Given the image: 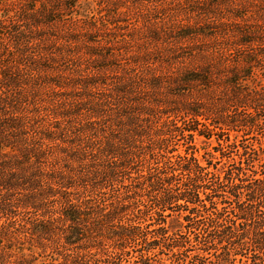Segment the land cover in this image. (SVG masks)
Returning <instances> with one entry per match:
<instances>
[{"label":"trees","instance_id":"1","mask_svg":"<svg viewBox=\"0 0 264 264\" xmlns=\"http://www.w3.org/2000/svg\"><path fill=\"white\" fill-rule=\"evenodd\" d=\"M175 2L177 19L166 12ZM0 9V264H116L132 241L143 247L135 264H148L150 252L185 248L175 237L184 224L206 239L217 230L220 247L225 199L234 251L206 242L200 254L260 263L244 247L264 255V219L242 202L260 192L243 197L240 184L264 173L255 178L247 162L261 157L239 143L264 123V0ZM176 211L184 223L168 220ZM238 220L253 224L237 235Z\"/></svg>","mask_w":264,"mask_h":264},{"label":"rangeland","instance_id":"2","mask_svg":"<svg viewBox=\"0 0 264 264\" xmlns=\"http://www.w3.org/2000/svg\"><path fill=\"white\" fill-rule=\"evenodd\" d=\"M4 2V0H0V3ZM177 4H175V6H170L169 9L166 12H169V14L172 15L173 19H177L179 17H181L182 15H184L183 11L185 10L182 6L179 5L180 2H175ZM181 4V3H180ZM1 11V9H0ZM181 15V16H179ZM261 67L264 70V59L261 63ZM262 83H263V87H264V77H262ZM242 114L244 115V112H242ZM259 115L261 117L264 118V109H261V112L259 113ZM262 133L264 134V123L263 125L259 124L258 128L255 131V134H251V132L247 135H245L242 139V141H240L239 145L243 146L247 149V151L249 153H251V156H255L257 154H259V156L261 157L260 160H258L257 158L251 159L250 161L247 162V164H249L248 168H251L252 170H254L256 172V177H259L260 173H264V161L262 160L263 155L262 152L260 150H258V138L259 136H262ZM257 134V135H256ZM234 138V135H231V139ZM180 143H182L181 141H176L175 139H172V141L170 142V151H172L173 154H177L178 152L182 151V147L180 146ZM264 144V142H263ZM208 145H206L205 147H207ZM201 150V149H200ZM234 150L231 151H226V155L229 157H234L236 158L237 156L235 155V153H233ZM202 152V150H201ZM232 163H227L224 166H228L231 165ZM229 167V166H228ZM259 184H261L259 186ZM259 186V187H258ZM240 189L242 191L243 197L247 194V191H258L260 192L257 195V199H255V202L252 203L248 200H243V205L246 207L248 205H252V204H256V206L259 208V213H258V217H261L260 219H264V183L263 182H259V181H255V180H250L249 181H243L240 184ZM261 192H263L261 194ZM224 195H226L225 193H223ZM223 195V196H224ZM227 201L226 204V208L224 211V216H225V220L223 221V229H224V242L223 245H221L220 247L217 246L216 244H214L213 242V236L215 234L218 233L217 230L214 229H210V236L207 239L205 238L206 236L201 234L200 231H194V229L192 228L193 225H190L188 227L184 226L180 227L178 225V235L175 237L180 238V242H182L184 245V249L179 250L178 253H174L172 252V250H169V246L168 247H163L161 249H159L156 253L155 252H150L148 255V258L146 260V262H148V264H216L214 257L211 256V254L207 253L206 256H202L200 253H202V249L205 248L204 247V243L206 242H210L212 245L207 244L206 246H210L212 248H216L217 250H224V252L228 253L231 252L233 253L234 251V246H232L231 243V238L229 235H227V230L233 227V222L231 220V215L232 213H234V205L233 202H230L229 200L225 199ZM263 207V208H262ZM150 212H152L151 208H148L147 213L149 214ZM166 213H169L166 212ZM207 217V216H206ZM169 221H181L184 223V221L181 218V215L179 212H175L173 213L172 217H168ZM259 221V220H257ZM202 222L205 224L206 223V219L203 218ZM240 226L237 227V230L235 231L236 234L238 235L241 232L246 231L245 229H248L247 225L252 226L253 221L250 223L248 222V224H244L241 223L240 220L237 221ZM202 223V224H203ZM203 224V225H204ZM226 232V233H225ZM262 234H264V230L261 231ZM194 234H196V238L200 241L199 242H193V240L191 241V238L194 236ZM263 237V236H262ZM264 239V237H263ZM206 240V241H205ZM174 241V240H173ZM239 241V240H238ZM237 242V245L240 244L239 242ZM241 242V241H240ZM170 243H172L170 241ZM140 242L137 241H132L128 244V251L130 253V255H122L119 258H116V260L114 261V263L116 264H135L136 262L134 261H138L135 257L139 256V254L142 252L143 247L140 246ZM246 246L244 247V250L247 253H252V255H256V258L260 259V263L258 264H264V255H258V254H253L255 252V243H253L252 241H247L245 242ZM264 246V244H262ZM257 246V245H256ZM222 247V248H221ZM209 248V247H206ZM213 250V249H212ZM242 250V249H241ZM132 259L131 262H128V259ZM101 264H108L106 262H102ZM234 264H241L239 262H235Z\"/></svg>","mask_w":264,"mask_h":264}]
</instances>
